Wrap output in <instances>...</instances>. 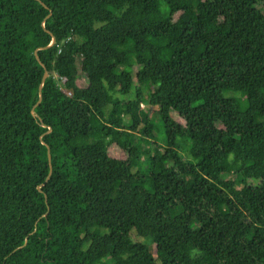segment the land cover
<instances>
[{
	"label": "trees",
	"instance_id": "trees-1",
	"mask_svg": "<svg viewBox=\"0 0 264 264\" xmlns=\"http://www.w3.org/2000/svg\"><path fill=\"white\" fill-rule=\"evenodd\" d=\"M41 2L0 0V264H264V0Z\"/></svg>",
	"mask_w": 264,
	"mask_h": 264
},
{
	"label": "rangeland",
	"instance_id": "rangeland-1",
	"mask_svg": "<svg viewBox=\"0 0 264 264\" xmlns=\"http://www.w3.org/2000/svg\"><path fill=\"white\" fill-rule=\"evenodd\" d=\"M256 7L258 8V9H260L261 11H264V7L262 6V4L261 3H258L257 5H256ZM117 95V94H116ZM119 97V96H118ZM120 98V97H119ZM111 100L113 101L114 100V97L112 98L111 97ZM160 128L159 129H157V130H155L154 131V136H153V138H152V140L153 141H155V142H158V143H160L161 145H163V143H164V140H163V138H162V136H161V126H159ZM252 140V138L251 137H248V136H240V137H238V140H237V143H236V149H238L239 147H241L242 145H243V142L245 141V142H249V141H251ZM112 152L116 155V156H124V154L123 153H121V152H119V150L118 149H116V148H112ZM136 165H137V167L139 168V167H141V165H140V162H136ZM225 165H226V168L228 169V170H232V169H234L235 168V166H236V160H235V157H234V155L232 154V156L231 157H229V159H228V161L225 163ZM232 192H233V190H231ZM133 238L135 239V240H141V239H143L146 243H151V242H149L147 239L148 238H143V237H139V236H137L135 233H133ZM151 249H152V251H153V253L155 254V246L153 245V244H151ZM103 253H105L104 252V250H102L101 251V254L103 255ZM34 262H32V261H29L27 264H33Z\"/></svg>",
	"mask_w": 264,
	"mask_h": 264
},
{
	"label": "water",
	"instance_id": "water-1",
	"mask_svg": "<svg viewBox=\"0 0 264 264\" xmlns=\"http://www.w3.org/2000/svg\"><path fill=\"white\" fill-rule=\"evenodd\" d=\"M38 1H39L44 7H47L43 2H41V0H38ZM50 13H51V11L48 13V15L45 17V19H46L47 17L50 16ZM41 24H42V26H44V20L41 22ZM44 29H45L46 32H48V33L51 34V32H50L48 29H46V28H44ZM54 44H55V37L52 35L51 41H50V43H49L48 45L43 46V47H38L37 49L34 50V55H35L37 61H38V62L41 64V66L44 68V72H43V75H42L41 81H40L39 86H38V96H39V97H38V100H37L36 104L32 107V110H31L32 113H34V107H35L36 105H38V104L40 103L41 99H42V92H41V91H42V86H43V83H44V81H45V79H46V77H47V75H48V72H47V69H46L45 65L40 61V58H39L38 55H37V50H38L39 48H49V47L53 46ZM42 125H45V124H42ZM50 130H51V127L48 126V130H47L45 133H48ZM46 147H47V158H48V163H49V171H48V175H47L45 181H47V180L50 178V175H51V172H52L50 148H49V146H48L47 144H46ZM38 190H39V191H42V190H41V186H38ZM44 198H45V202H46L47 199H46V195H45V194H44ZM26 242H27V238L25 239L23 245L19 246L18 248H21V247L25 246V245H26ZM14 251H15V250H14ZM14 251H12V252H14ZM12 252H11V253H12Z\"/></svg>",
	"mask_w": 264,
	"mask_h": 264
},
{
	"label": "built area",
	"instance_id": "built-area-1",
	"mask_svg": "<svg viewBox=\"0 0 264 264\" xmlns=\"http://www.w3.org/2000/svg\"><path fill=\"white\" fill-rule=\"evenodd\" d=\"M141 106H142V104H141Z\"/></svg>",
	"mask_w": 264,
	"mask_h": 264
}]
</instances>
